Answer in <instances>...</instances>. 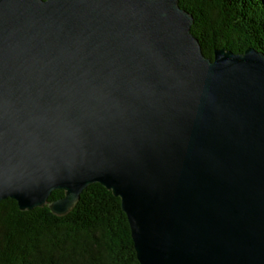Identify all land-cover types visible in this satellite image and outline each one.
Segmentation results:
<instances>
[{
  "label": "water",
  "instance_id": "1",
  "mask_svg": "<svg viewBox=\"0 0 264 264\" xmlns=\"http://www.w3.org/2000/svg\"><path fill=\"white\" fill-rule=\"evenodd\" d=\"M192 23L178 0H0V201L64 215L98 183L139 264H264V54L205 57Z\"/></svg>",
  "mask_w": 264,
  "mask_h": 264
},
{
  "label": "trees",
  "instance_id": "2",
  "mask_svg": "<svg viewBox=\"0 0 264 264\" xmlns=\"http://www.w3.org/2000/svg\"><path fill=\"white\" fill-rule=\"evenodd\" d=\"M193 17L190 32L205 57L224 48L264 54V0H178ZM53 190L47 203L61 198ZM0 264H139L120 199L98 183L89 184L64 215L45 204L19 210L0 201Z\"/></svg>",
  "mask_w": 264,
  "mask_h": 264
}]
</instances>
